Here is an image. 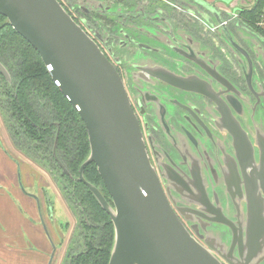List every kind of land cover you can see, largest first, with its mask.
Returning a JSON list of instances; mask_svg holds the SVG:
<instances>
[{"label": "water", "instance_id": "95a60500", "mask_svg": "<svg viewBox=\"0 0 264 264\" xmlns=\"http://www.w3.org/2000/svg\"><path fill=\"white\" fill-rule=\"evenodd\" d=\"M183 1L185 5L191 2ZM192 2L195 8L199 5L210 12L206 19L217 32L210 37L216 44L204 47L194 39L195 46L180 49L195 64L193 71L152 72L159 81L183 92L167 100L155 95L153 103L161 112H154L153 119L165 128L174 147L173 165L163 164L150 139L158 171L122 76L62 3L0 0V14L39 52L87 127L90 154L80 167L79 178L114 223L109 264H264V79L255 73L246 49L264 68V37L238 16H229L232 20L222 16L213 3ZM134 27L128 25L118 33L143 45L138 48L150 50L132 38ZM174 56V65L180 64L176 59L180 55ZM234 57L242 61V67L235 66L244 73L253 96L220 69L223 64L234 65ZM174 116L178 120L170 123L174 127L170 132L168 122ZM213 147H219L228 170L218 174L220 184L209 188L205 181L216 178L202 156ZM91 163L97 165L113 205L85 179L84 170ZM220 194L225 205L219 201ZM230 198L235 199L237 211Z\"/></svg>", "mask_w": 264, "mask_h": 264}, {"label": "flooded vegetation", "instance_id": "af4514ba", "mask_svg": "<svg viewBox=\"0 0 264 264\" xmlns=\"http://www.w3.org/2000/svg\"><path fill=\"white\" fill-rule=\"evenodd\" d=\"M59 1L71 14L74 20L81 24L83 28L95 39L102 51L109 58V60L114 63L118 72L122 76L125 86L129 92L134 110L136 111L142 130L144 132L152 163L159 171L156 158L157 156L155 155L150 139L155 142L154 144L157 145V155L164 160L161 162L163 164L170 163L171 165H173L170 160L174 159V156L172 154L174 153V147L172 146L173 144L169 142V139L166 136V134L168 133L165 134V128L163 127V130L162 127H158L153 119L152 115L154 112H161L159 106H156L153 102L157 99V97H155V95L157 96V94L160 96L159 100H167L166 97H172L171 94H176L179 92L182 94L183 92L182 90L172 87L164 83L163 81H159L157 77L152 74V72L161 71L160 69H164L163 71L166 70L180 74H185L189 71H193V67L195 66V64L191 60L184 58L180 49L187 51L188 47L191 46V44H193V46L196 45L194 42H199L201 46H215L216 43L212 42L210 40V37L214 36L217 32L215 33L210 28V26H208V22L206 19L208 15L206 14V12H208L209 15L210 12L199 5H197L198 8H195V6L192 4V0H190L191 2H188V5H185V2L183 0H181L183 4H177V0H110V4L108 5H105L104 2L96 4V8H98L94 11L89 12V9L84 8V14H82V17V15L79 14V12L76 10L82 8L81 5L75 7L76 5L70 3L69 0ZM213 4L218 8V10L221 11L220 14L227 17L229 20L233 19L229 17L231 15H233V17L238 16V14L232 12L231 10L221 8L215 3ZM151 6L154 7L151 8ZM89 13L91 14L88 15ZM128 25H135V30L133 31L134 34L132 38L135 41H139L140 43H145L150 46V50L138 48V46L143 47V45L137 46L130 41L129 36L126 35L125 38L122 37V35L118 34L119 30L121 31L123 28H127ZM194 39L198 40V42L194 41ZM191 41L193 42L191 43ZM246 49L250 53L253 60L255 73H258L260 79H264L263 66L258 62L255 56H253V52L250 50V48L247 47ZM202 51L203 50L198 47L197 52L199 53V55L205 58ZM175 53L180 55L179 58L176 57V59H178L177 61L180 62V64L178 65H174ZM201 61L203 60L201 59ZM233 62L234 65L231 64L224 67L223 64L220 69L244 93L253 96L246 84L244 73H239L235 66V64L237 63L239 68L240 66L242 67V61L234 57ZM153 66H155L156 69H152ZM0 70L8 75V78L10 79V72L1 61ZM146 91H151L152 94L147 93ZM187 95V99H190L189 94ZM252 98V102L255 101V98ZM146 99H149L150 102H147ZM2 105H0V115L3 119L2 123L4 124L3 126H5L10 139L13 142V138L8 131L7 123L5 120V115L7 117V114L4 112L5 108L3 110ZM37 110L40 114L42 113L44 117H50L48 114V110L42 111L43 106L41 104L37 105ZM171 120V122H168L171 127L170 132L174 130L172 129L174 127L171 124H176L175 121L178 120V118L177 116H174V118ZM189 127L192 130V133L196 135L197 132H195L191 126ZM196 139L198 141L197 147L201 149V144L199 141L200 139ZM13 145L18 151L22 152V150H20L14 144V142ZM53 153L54 156H56L55 148L53 149ZM37 156L40 157L38 154ZM56 160L58 166L50 165L51 169L55 173L49 172L48 170L46 171L45 168L44 169L49 177L53 180L56 187L59 189L65 206H68L75 219V228L73 231V235L70 242L65 247V258L62 262V264H69L71 256H76L84 252L85 250L83 238L80 235L81 224L84 215L83 207L79 204V202L74 201L73 197L66 192L67 182L62 177L64 173L68 174V169L64 166L59 158H56ZM202 160L207 165L209 171L212 172L211 174L213 175V177L215 175L216 178V180L213 179V182L205 181V184L209 185V188L216 187L217 184L221 183L219 175H221L223 172H227L228 170V167L224 166V160L220 157L219 147L209 148L208 154L203 155ZM79 172L80 168L78 171L77 180L84 183L92 192L90 187L85 182L80 180ZM95 186L100 189L109 203L113 205L112 197L105 187L104 182L103 185ZM222 200L223 194H220L219 201L224 203L225 205V202ZM230 201L231 203L233 202V208L236 209V206L234 205L235 199L232 201V199L230 198ZM185 204L189 205V202H186ZM99 205L101 206L100 203ZM103 210L110 216V214L105 209ZM230 217L233 218V215H230ZM59 224L62 230L67 229L66 221L62 220ZM88 224L91 225L93 224V222L91 220H88Z\"/></svg>", "mask_w": 264, "mask_h": 264}, {"label": "trees", "instance_id": "16d2710c", "mask_svg": "<svg viewBox=\"0 0 264 264\" xmlns=\"http://www.w3.org/2000/svg\"><path fill=\"white\" fill-rule=\"evenodd\" d=\"M263 16L264 0H255L250 9L240 12L239 18L264 37ZM0 61L11 75L9 79L0 70V105L5 108L14 144L49 172L55 173L50 165L56 166L59 158L68 169L62 177L67 182L66 192L83 207L86 218L83 217L80 235L85 250L71 256L69 264H108L115 241L113 222L89 188L77 180L79 168L90 154L87 127L53 80L39 52L1 14ZM39 104L50 117L38 112ZM84 174L89 182L103 185L95 163L88 165ZM88 220L93 224L89 225Z\"/></svg>", "mask_w": 264, "mask_h": 264}, {"label": "crops", "instance_id": "0c3cea01", "mask_svg": "<svg viewBox=\"0 0 264 264\" xmlns=\"http://www.w3.org/2000/svg\"><path fill=\"white\" fill-rule=\"evenodd\" d=\"M206 1L236 14L239 4L245 5L244 0ZM254 2L247 1L250 6ZM2 126L0 122V264H62L66 244L47 189L55 195L58 211L65 212L61 193L47 170L15 148L6 129L9 141L1 135Z\"/></svg>", "mask_w": 264, "mask_h": 264}, {"label": "rangeland", "instance_id": "374dc122", "mask_svg": "<svg viewBox=\"0 0 264 264\" xmlns=\"http://www.w3.org/2000/svg\"><path fill=\"white\" fill-rule=\"evenodd\" d=\"M109 1L110 0H69L70 3H73V4L76 5L75 7H78V5L79 6L81 5L82 8L76 9L79 12V14H81V15L84 14V8L89 9V12L90 11H94V10H97V8H98V7L96 8V4L101 3V2H104L105 5H108V4H110ZM244 1H245L244 2L245 3L244 6L241 5V4H239L240 6H238V16L239 17H240V12L242 10H244V9H250L251 8V6L247 3L248 0H244ZM179 3L180 4H183L182 2H179ZM220 6L223 7V5H220ZM235 6H237V5H235ZM116 7H118V6H116ZM153 7L154 6H151V8H153ZM229 8L233 9L232 7H229ZM90 14L91 13H89L88 15H90ZM82 17H83V15H82ZM262 23H263V20H262ZM262 23H261V25H262ZM2 121H3V119H2V116L0 115V122L2 123ZM5 129H6L5 126H2V128H1V135L3 137H4V135H5V137L8 136L7 132H5L6 131ZM5 139H7L9 141V138H5ZM47 191H48L47 194L49 196V199L53 203H55V200H56L55 195H53V193L49 189H47ZM53 203H52V205L55 206V216L53 217V219L55 221H58V222H56V224L57 223H61L62 220L67 222V229L66 230H62V228L60 227V224H59V226L57 224V226L61 228V232H62L61 233L62 244L68 245V243L70 242L71 237L73 235L74 228H75V219H74V217H73V215L71 213V210L68 208V206H66V212H62V211H58V209H57V206H58L57 202H56V205L53 204ZM52 211H53V209H52ZM62 236H63V238H62Z\"/></svg>", "mask_w": 264, "mask_h": 264}]
</instances>
